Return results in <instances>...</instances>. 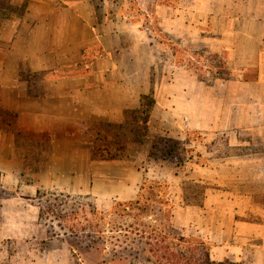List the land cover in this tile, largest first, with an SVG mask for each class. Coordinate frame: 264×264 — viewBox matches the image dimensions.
<instances>
[{
	"label": "crops",
	"instance_id": "obj_1",
	"mask_svg": "<svg viewBox=\"0 0 264 264\" xmlns=\"http://www.w3.org/2000/svg\"><path fill=\"white\" fill-rule=\"evenodd\" d=\"M162 10L172 40L225 75L165 79L148 33L128 18L96 16L89 0H0V264H104L46 219L42 192L108 207L138 199L154 175L131 150L145 137H129L117 158L94 149L106 153L116 130L133 136L158 121L186 142L187 176L204 190L199 202L186 200L180 173L160 163L173 225L201 239L214 262L264 264V0H182Z\"/></svg>",
	"mask_w": 264,
	"mask_h": 264
},
{
	"label": "rangeland",
	"instance_id": "obj_2",
	"mask_svg": "<svg viewBox=\"0 0 264 264\" xmlns=\"http://www.w3.org/2000/svg\"><path fill=\"white\" fill-rule=\"evenodd\" d=\"M89 1L94 7L96 16L102 17L104 13H106L110 17L118 16L123 19L128 18L134 27L141 26V29L148 33L153 39L152 44L158 46L159 64L162 65V69L166 68V72H162L167 75L169 74V76L171 75V78L165 77V79H174L176 72H188L191 76H197L200 79H213L219 75L226 74L225 72L209 71V68L206 66L207 64L197 56V52L199 53L201 50L192 47L188 49V46H180L175 39L172 40L174 37H171L170 30L164 24L162 25V22H164V18L160 16V12L162 13L163 11L162 4L167 5L176 1L181 2L182 0ZM183 21L186 22V20ZM116 132L121 135H119V140L114 136L113 140L110 141L112 145H109L111 155L124 154L123 151L118 153L116 148L122 143L126 147L129 137L131 140L133 138V136L129 135L124 138V133L120 130ZM140 132L142 133L140 138L141 143H143L145 139L147 143L143 147H140V150H137L139 152L135 151V149L131 150L135 151H132V154L141 157V166L146 169L148 173L154 174L151 177L149 176L151 182L158 181V166L160 163L163 164L164 160H166V164L170 167L167 168L168 170L180 173L177 179V186L180 187L185 199L199 202L203 196L204 190L200 184H194L187 176V174H190V168L186 166V161L191 155V152L188 151L190 148L187 147L186 142L182 139L169 136L161 121H158V125L153 123L152 129L148 128L145 131L140 130ZM244 139H250V137L244 136ZM255 141L257 142V138ZM106 154L107 153H103L102 155L106 156ZM139 163L140 161L138 160V164ZM116 170L122 171L123 169L117 167ZM150 184L151 183L148 182L145 186V190L142 192L145 199L141 205L147 208L146 213H141L142 216L122 217L118 212L112 210L113 206L108 207L107 203L96 206L94 200L81 197L75 204L73 201H69L63 194L56 196L54 193L42 192V194L48 193L46 199L43 200L44 208L47 213L46 219L50 220V222L56 226L60 234L63 233L67 236L77 248L78 253L82 254L91 262V257L94 258L96 250L90 248L89 245L98 244L99 240L94 232V228H96L98 224L102 226V229L106 230V244L109 247H113L117 239L123 241V243L128 241V243L132 244V241L137 239L135 233H132L133 228L140 223L146 224L147 226L155 225L157 227L159 226L158 219L166 224L168 223L166 220L167 216L158 210V202H160L158 200V188L150 190ZM147 198L149 200H147ZM94 206L102 211L101 216H104L105 220L99 222L98 217H100V215L92 214V207ZM81 207H83V209H81ZM135 213L138 214L139 212L136 211ZM132 224L134 225L133 228L127 227ZM116 226H122L124 231H117L118 228H116ZM172 236L173 235H171V237ZM168 241L170 242L172 240L168 239ZM125 245L126 243L124 246ZM113 264L117 263L114 262ZM123 264L127 263L125 262Z\"/></svg>",
	"mask_w": 264,
	"mask_h": 264
},
{
	"label": "trees",
	"instance_id": "obj_3",
	"mask_svg": "<svg viewBox=\"0 0 264 264\" xmlns=\"http://www.w3.org/2000/svg\"><path fill=\"white\" fill-rule=\"evenodd\" d=\"M153 105L154 99L150 95H146L142 100V113L143 116H146V120L150 117ZM116 131L115 137L119 140V135L121 134H118ZM131 131L133 139L139 140L141 138L142 133L140 131L135 130V128H132ZM123 133L124 138L128 136L127 132ZM109 145L111 144H108L106 156L102 155L105 152H102L98 147L94 149V155L106 158H117L125 154V145L123 143L119 144L118 148H116L118 153L123 151L124 154L120 155H111ZM148 182L151 183L150 190L158 188V200L160 201L158 202V210L167 216L166 220L168 223L166 224L158 219V227L155 225L147 226L142 223L136 225L134 228L133 224L128 225V228H133L132 233H135L137 239H134L132 244L126 241L125 246L123 241L117 239L113 247H109L106 244V230L102 229V226L98 224L94 228V232L99 240L98 244L95 243L97 245L93 244L89 245V247L94 248L100 253L104 264H113L114 262L117 264H123L125 262H129V264H236L212 261L209 256L208 247L201 239L184 236L182 231L173 225L174 205L168 198L167 185L164 183L158 181H152V183L151 180L146 181L141 187L138 199L129 202H117L113 205L112 210L118 212L122 217L142 216L141 213H146L147 208L142 207L141 204L145 199L142 192L145 190ZM147 200L149 199L147 198ZM136 211L139 213H135ZM92 214L100 215L98 217L99 222L105 220V217L101 216L102 211L96 206L92 207ZM116 228H118L117 231H124L122 226H116ZM171 235L173 236L171 237ZM168 239L172 241L169 242Z\"/></svg>",
	"mask_w": 264,
	"mask_h": 264
}]
</instances>
